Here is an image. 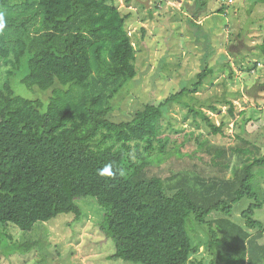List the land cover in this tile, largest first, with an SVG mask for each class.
<instances>
[{"label": "trees", "instance_id": "16d2710c", "mask_svg": "<svg viewBox=\"0 0 264 264\" xmlns=\"http://www.w3.org/2000/svg\"><path fill=\"white\" fill-rule=\"evenodd\" d=\"M206 4L192 17L207 16ZM129 16L117 0H0V63L6 71L0 79V226L31 231L61 214L79 220L76 199L93 198L102 212L98 228L114 244L112 260L264 264V221L252 218L264 201L252 184L264 174L260 144L242 133L227 146L204 139L188 156L210 165L213 174L181 169L163 178L154 172L174 156L164 155L161 125L171 104L188 107L211 134L225 135L223 123L215 125L196 107L216 112L217 103H229L232 112L224 97L204 102L195 97L214 66L129 119L112 118L128 95L120 91L136 76ZM259 49L264 55V32ZM21 69L27 71L25 87L49 91L43 100L15 94L11 77ZM260 114L243 111L240 130L260 127ZM199 152L209 155L208 162ZM106 167L112 175L101 174ZM244 198L254 203L237 222L233 209ZM197 228L204 237H194ZM10 238L0 231L6 256L34 246L9 243ZM201 251L207 256L198 257Z\"/></svg>", "mask_w": 264, "mask_h": 264}, {"label": "rangeland", "instance_id": "374dc122", "mask_svg": "<svg viewBox=\"0 0 264 264\" xmlns=\"http://www.w3.org/2000/svg\"><path fill=\"white\" fill-rule=\"evenodd\" d=\"M205 1L207 16L193 18L192 12ZM117 3L122 13L130 14L126 29L136 50V76L120 91H128V95L113 112V119L127 120L144 104L187 87L208 65L214 66L215 72L204 80L195 94L196 99L204 102L216 96L232 103V112L229 103H217L219 110L216 112L205 105H196L215 125L224 124V136L211 134L205 122L190 113L188 107L168 106L161 120L164 155L173 152L174 156L154 172H159L163 178L181 169L213 174L210 165L198 160L197 156L190 158L188 155L204 139L214 145H230L235 133H242L260 144L264 153V55L259 49L264 32V3L257 0H117ZM218 10L223 14H218ZM5 72L0 63V79L5 77ZM26 73L21 69L12 75L15 94L43 100L49 91L25 87L21 80ZM250 108L261 113V126L254 127L249 122L247 129H252L251 126L253 129L248 133L245 128L240 130V125L242 112ZM176 151L183 154L180 159ZM198 155L208 162L209 155L205 152ZM252 184L260 198L264 197V174L253 179ZM76 200L82 211L79 220L73 214H61L49 222L36 223L31 231L0 226V231L10 235L9 243H34L29 252L8 256L0 246V264H132L109 258L114 253V244L98 228L102 212L96 200ZM251 203L254 200L242 199L234 206L232 217L242 222L241 211ZM252 218L264 221V201L254 208ZM197 236H205L201 228H197L194 237ZM203 255L207 256L201 251L198 257Z\"/></svg>", "mask_w": 264, "mask_h": 264}, {"label": "clouds", "instance_id": "9594fccd", "mask_svg": "<svg viewBox=\"0 0 264 264\" xmlns=\"http://www.w3.org/2000/svg\"><path fill=\"white\" fill-rule=\"evenodd\" d=\"M3 27V25H0V28H2ZM101 174H107V175H112V172H111V169H110V167H106L103 171H102V173Z\"/></svg>", "mask_w": 264, "mask_h": 264}, {"label": "water", "instance_id": "95a60500", "mask_svg": "<svg viewBox=\"0 0 264 264\" xmlns=\"http://www.w3.org/2000/svg\"><path fill=\"white\" fill-rule=\"evenodd\" d=\"M145 5H146V7H147V3H146Z\"/></svg>", "mask_w": 264, "mask_h": 264}]
</instances>
